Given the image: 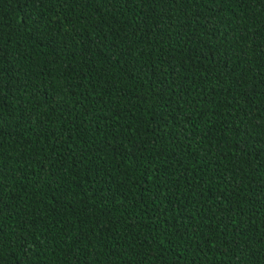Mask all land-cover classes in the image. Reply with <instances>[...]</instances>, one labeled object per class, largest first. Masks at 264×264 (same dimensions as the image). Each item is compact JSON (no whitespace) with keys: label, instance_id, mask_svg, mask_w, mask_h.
Returning <instances> with one entry per match:
<instances>
[{"label":"trees","instance_id":"obj_1","mask_svg":"<svg viewBox=\"0 0 264 264\" xmlns=\"http://www.w3.org/2000/svg\"><path fill=\"white\" fill-rule=\"evenodd\" d=\"M0 264H264V0H0Z\"/></svg>","mask_w":264,"mask_h":264}]
</instances>
